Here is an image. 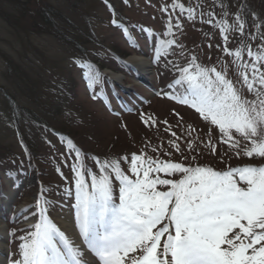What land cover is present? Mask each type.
I'll use <instances>...</instances> for the list:
<instances>
[{
    "label": "rangeland",
    "instance_id": "rangeland-1",
    "mask_svg": "<svg viewBox=\"0 0 264 264\" xmlns=\"http://www.w3.org/2000/svg\"><path fill=\"white\" fill-rule=\"evenodd\" d=\"M172 2L173 0H127L125 3V0H108L109 4H106L104 0H0V192H4V189L10 191L12 187H15L14 177L24 180L19 192L11 199V210L13 211L7 214V218L19 222L21 213L15 215V211L19 210L22 205L32 207L31 203L34 202V196H36L38 189L36 185L39 178L34 179L32 164L27 162H30V157L35 160L34 150L36 149L46 153V162L42 165L44 169H50L48 172L51 179L49 186L53 189L46 197L58 198L65 206H70V197L74 192L73 188L78 176L72 170L73 165L70 161L73 158L70 156L67 160L70 165L65 168L62 166V161H64L62 157L64 155L68 157L70 152L73 153L70 149L77 147L71 143V146L68 145L69 149L66 144L58 142L57 136L52 131L53 129L60 130L59 127H62L64 132H69L72 138L77 137L81 140L78 142L85 154L91 151L96 154L92 161L91 157H88V161L92 162L90 164L95 166L101 160V152H105V149L110 151L115 149L119 153L127 147L137 155L143 154L145 157L153 158L168 156L178 160L184 157L192 159L201 155V163H214L218 168L231 165L230 160L237 165L243 158H248L243 155L237 158L234 155V148L231 149L232 152L228 151L230 147L220 142V133L216 126L205 121L194 108L171 103L165 94L179 93L183 98L187 84H184L181 79H176L169 84L170 76L183 75L179 69L188 67L190 64L192 66L197 64L201 69L215 68L222 74L229 72L228 77L224 74L226 79L231 80L234 86L241 90L243 96L250 100L254 99V95L249 93L242 83L240 72L245 69L240 65L252 62V58L247 55L248 45L256 52L260 51L257 46L264 43L258 39L260 35H264V0H178L186 7H195L196 18L194 20L187 19V12H182L178 7H170L167 12H161L163 5H171ZM111 6L117 11V16L111 13ZM45 7L47 9L51 7L50 9L58 10L62 14V16L57 15L56 21L55 14L47 11L49 18L46 17L47 20L57 23V27L53 29L48 28L43 23L44 21H41L44 18L42 11ZM209 11L216 13L212 17V24L207 22ZM201 13L204 14L203 18H201ZM222 13H227V15L222 17ZM237 13L243 22L244 16L250 13V27L252 25L253 30L256 28L254 22L258 19L262 21L259 26L260 35L252 33L257 36L256 39L248 35L246 27L242 40L241 35L235 31L225 33L228 36L227 41L222 39L219 27L221 20L229 22L224 25L227 28L235 21ZM118 18L124 19L123 22L121 23ZM169 18H171V23ZM67 19L75 27L74 32H82L84 28L89 31L87 39L93 42L82 45V50L86 49L90 54L89 57L95 62L100 60L110 67L119 66L113 58V52L117 49L126 51L130 55H143L150 59L152 67L149 68L148 80L157 81V90L163 94L161 99L152 98L153 100L143 112L147 114L145 119L151 116L157 121L154 126L146 127L141 121V113L136 117H126L124 120L113 117L103 109L100 103L91 100L80 78V75L84 74L83 70L88 68L84 61L86 59H83V54L75 47L72 49L67 46V43L65 47L59 39L60 35H56L65 33H61L64 30V23L61 22H67ZM113 20L118 23L113 24ZM176 23L182 24V27H174ZM125 28L128 30L127 35L124 33ZM149 29L151 31H148ZM130 32L145 41L143 47L145 52L131 50L127 47L124 38L129 39ZM173 39L177 43L172 47L164 44L165 40ZM242 45L245 50L239 58L235 55H228L224 51L225 47L235 50ZM157 49L160 50L159 53ZM260 67L264 68V62L260 64ZM152 70L154 72H151ZM192 70L194 68H190V71ZM85 74L98 77L99 73L87 70ZM209 74L215 80V74L211 72ZM121 75L120 83L124 87L137 88L141 94L149 95V98L155 96L135 80L134 70L126 73L125 76L123 73H120ZM38 79L48 84L46 90L36 85ZM98 85L96 88L99 90L101 83L98 82ZM65 88L69 100L74 102L72 105L75 110L73 113L72 110H68L70 119L59 118L58 120L54 118L51 108L65 103L63 96ZM16 105L26 110L29 109L32 112L29 115L32 116L34 113V116L45 120L46 124L36 127L33 121L34 124H31L29 120H23L25 116L20 113V121L17 125L11 115V110ZM63 106L67 110L70 103H65ZM173 109L179 116L173 112ZM24 114L27 116L28 111ZM165 120L168 122L167 125L163 123ZM189 125L192 126L191 129ZM17 126H22V132ZM168 126H170V131L166 130ZM173 132L176 136L172 135ZM189 132L191 135H188ZM22 135L31 142L27 144V148L22 145L23 141L27 143ZM234 136L238 138L239 134L234 133ZM189 139L194 142L196 151L189 150L187 145ZM126 141L128 146H125ZM171 141L179 144V152L170 143ZM209 141L216 147L215 154L212 152ZM245 144V142L241 144V147ZM131 155L127 156V159L125 157L113 159L114 162H119L120 166L121 162L123 163L120 168L130 179H132ZM97 157L99 159H96ZM258 158L260 157L251 159L258 162ZM90 164L88 169H90ZM76 169L79 172L77 166ZM108 169L104 172L105 175L110 173ZM92 172L87 176L88 188L91 187L92 175H97L99 178L100 166L94 168ZM59 174L62 175L59 177ZM30 177H33L34 181L29 183ZM239 182L244 185V182ZM112 183L113 190H117L118 182L113 179ZM113 195L116 197L115 191ZM69 209L58 206L54 207V212ZM19 233L21 237L24 236L21 232ZM20 241L21 239L18 242ZM18 242H14L13 245H17Z\"/></svg>",
    "mask_w": 264,
    "mask_h": 264
},
{
    "label": "snow or ice",
    "instance_id": "snow-or-ice-1",
    "mask_svg": "<svg viewBox=\"0 0 264 264\" xmlns=\"http://www.w3.org/2000/svg\"><path fill=\"white\" fill-rule=\"evenodd\" d=\"M170 7L187 12L189 20L196 18L195 7H186L178 0L163 5L161 12ZM207 15V22L212 24L216 13L209 11ZM228 23L222 19L219 25L222 39L228 40L227 31L244 35L245 23L239 13L225 28ZM173 26L181 28L182 24ZM124 33L128 34L127 28ZM248 35L257 38L255 34ZM259 39L264 42V35ZM176 43L174 39L164 41L168 47ZM257 48L260 51L254 52L248 45L247 55L252 62L240 65L245 69L240 72L242 83L255 97L251 100L215 68L200 69L190 64L179 69L187 88L178 102L191 106L205 121L216 126L220 142L234 148L237 158L243 155L264 159V68L260 67L264 62V43ZM244 50L243 45L235 50L224 49L237 58ZM210 72L215 74V80ZM86 78L95 77L86 74ZM146 115L141 113V121L146 127L154 126L157 121L151 116L145 119ZM163 123L168 124L167 120ZM166 130L170 131V126ZM234 133L241 139H236ZM241 140L247 142L244 147ZM170 143L180 151L179 144ZM187 145L189 150H197L191 139ZM211 148L215 154V145ZM108 168L111 172L105 175ZM72 170L78 176L75 205L78 234L102 264H264V164L216 171L209 166L193 167L133 153L130 171L136 179H130L119 162L109 161L102 164L99 178L92 175L91 191L86 189L75 165ZM158 173L179 174L180 178L153 175ZM113 179L121 185L119 204L113 199ZM238 181L246 186L241 187ZM158 186L166 190H159ZM33 227L34 231L20 237L21 259L12 264H88L84 251L54 223L42 219Z\"/></svg>",
    "mask_w": 264,
    "mask_h": 264
},
{
    "label": "bare ground",
    "instance_id": "bare-ground-1",
    "mask_svg": "<svg viewBox=\"0 0 264 264\" xmlns=\"http://www.w3.org/2000/svg\"><path fill=\"white\" fill-rule=\"evenodd\" d=\"M129 60L135 65L141 68L142 73L141 75L139 74L138 78L139 79H144L145 75H149L150 72V61L143 55H137L134 54L129 58ZM116 80H120L121 78L117 76L115 78ZM14 191H5L3 192L2 196L0 195V258H4L6 256L5 253V237H6V229L2 221V212H4V208L11 209V201L10 199L13 197ZM60 217H58L62 227H64V232L72 239L75 241L76 245L80 247L86 256L85 258L88 257V253L85 250L86 244L83 242V239L79 237L78 234V229L76 227V224L74 223V217L71 211L65 210L61 211L59 213ZM76 222V221H75ZM5 234V237H4ZM87 248V247H86ZM89 260V258H87Z\"/></svg>",
    "mask_w": 264,
    "mask_h": 264
},
{
    "label": "trees",
    "instance_id": "trees-1",
    "mask_svg": "<svg viewBox=\"0 0 264 264\" xmlns=\"http://www.w3.org/2000/svg\"><path fill=\"white\" fill-rule=\"evenodd\" d=\"M51 7H49L48 9L50 10H48L46 7L45 8H43V19H41V21L49 28H51V29H53V28H55V26H57L56 24H55V21H53V23L51 22V21H49V20H47V18H48V13H47V11L48 12H53L54 14H55V16H56V18H55V20L57 21V15L59 14L60 16H62V14H61V12L59 13V11L58 10H54V9H50ZM59 16V17H60ZM47 17V18H46ZM49 19V18H48ZM54 20V19H53ZM61 23H64V26H63V29L64 30H62V32L61 33H63V32H65L64 33V35L65 36H63V35H61V34H56L57 36H59V39H61L64 43H69L72 47L74 46L75 47V45H77V46H82V44L83 43H90V40L89 39H87V38H89V31H87L86 30V28H84V30L82 31V32H80V31H76V32H74V26L72 25V24H70L71 22H69L68 21V19H67V22L66 21H63V22H61ZM67 23V24H66ZM52 31H54V30H52ZM76 34V35H75ZM36 85L37 86H39V88L40 89H44V90H46V87H45V84H44V82H42V80H38L37 82H36ZM38 96V95H37ZM52 101V100H51ZM21 108V107H20ZM60 108H57V109H52L53 110V114H54V116L56 117V118H58L59 116V114H60V110H59ZM27 111H30L29 109H27ZM31 112V111H30ZM36 114V113H35ZM60 120V119H59ZM64 129V128H63Z\"/></svg>",
    "mask_w": 264,
    "mask_h": 264
}]
</instances>
